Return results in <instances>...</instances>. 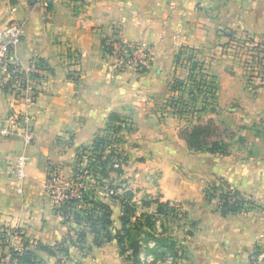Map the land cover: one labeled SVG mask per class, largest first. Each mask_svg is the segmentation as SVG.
<instances>
[{"label":"crops","instance_id":"0c3cea01","mask_svg":"<svg viewBox=\"0 0 264 264\" xmlns=\"http://www.w3.org/2000/svg\"><path fill=\"white\" fill-rule=\"evenodd\" d=\"M12 20L22 24L17 58L24 66L31 59L44 66L29 109L35 140L26 145L0 136V229H19L23 237L13 249L26 242L44 264H134L119 254L115 242L84 255L70 246L68 255L39 248L63 241L69 231L45 191L46 165L68 172L75 151L117 123L116 147L130 160L141 158L147 170L157 169L159 200L179 207L180 219L169 229L183 250L177 264H264V84L248 107L245 98L232 113L221 107L220 121L237 128L232 139L223 137L227 155L190 150L182 132L195 123L196 114L177 115L167 105L177 96L170 82L187 75L186 61L178 63L177 55L190 53L203 63L221 95L228 84L239 82L224 69L226 31L264 41V0H0V29ZM112 36L148 46L147 68L116 69L104 48L105 38ZM8 112L0 89V120ZM246 119L258 129L246 130ZM20 153L28 162L19 193L12 169ZM219 181L254 206L221 216L205 193L209 183ZM8 250L0 245V252Z\"/></svg>","mask_w":264,"mask_h":264},{"label":"trees","instance_id":"16d2710c","mask_svg":"<svg viewBox=\"0 0 264 264\" xmlns=\"http://www.w3.org/2000/svg\"><path fill=\"white\" fill-rule=\"evenodd\" d=\"M229 39L231 33L226 34ZM105 44V41H104ZM255 47H258L256 45ZM105 51L107 46H104ZM257 49V48H256ZM255 49V50H256ZM257 54L264 55V49L256 50ZM180 55H177L176 61L179 63ZM186 69L187 75L185 78H174L170 82V90L176 92V97H170L167 100V105L172 109L174 114L184 115L187 113L196 114V122L190 128L185 129L182 132L187 147L192 151H201L210 154L227 155L228 143L223 138L215 136L216 128H210L208 120L206 123H202L200 120L204 104V99L201 101L202 106L195 107L197 98L201 95H211L215 90L217 91V84L215 77L209 74L203 66V63L196 60L190 53L186 57ZM182 63V62H180ZM188 99H186V96ZM200 103V102H199ZM110 120H116V115L111 114ZM119 125L117 123H110L106 126L105 130L96 134L90 144V165L94 166L91 171L95 172V175L99 177L108 178L110 172H120L116 170L115 166H121L115 159H120L119 148L112 147V139L114 137V143L119 139ZM111 145V146H110ZM89 171V172H91ZM76 175L72 177H77ZM229 186L221 181L220 185L212 184L213 191L217 189L221 190L218 196L219 200V212L221 216L227 214H233L237 212H243L254 206V201L250 198L243 197L236 189L224 190L223 188ZM70 190L67 192V196L70 194ZM91 190L85 191L81 198H70L60 204V207L55 209V212L63 218V223L67 225L69 231L64 240L54 244L53 246L39 245V248L49 252L53 250L62 251L64 254H69V246L75 247L82 254H86L92 247H100L105 243L115 242L119 249V254L123 256L125 260L137 264L139 259L138 255L143 248L142 242H140L141 234H145V237L149 240H153L157 244L156 254L163 258L166 255V251L172 254L174 261L172 264H177V260L182 256V251L179 245L169 235V228L163 226L161 232H156L155 222L158 217H163L167 223L170 221H177L180 217V211L178 206L170 203L169 201L153 200L152 203L156 204L155 211L142 212L139 216H134V204L132 201L133 194L126 191L125 194H113L112 200L118 201L120 205V214L118 217L119 227L115 226L113 221V213L111 205L103 200H97L94 192ZM209 196V195H208ZM85 200V207L73 212L71 218L69 217V211L72 209L71 205L74 203ZM144 205H148L146 202ZM69 207V208H68ZM136 207V206H135ZM76 210V209H75ZM134 218V219H132ZM69 219H72L70 221ZM170 220V221H169ZM76 227V228H75ZM22 237V235H21ZM23 238V237H22ZM5 236L0 232V245L6 246L7 242ZM87 242V244L85 243ZM157 250H159L157 252ZM9 251L12 254H16L17 251L9 247ZM181 252V253H179ZM260 251H256L254 254H259ZM180 254V255H179ZM2 254L0 253V260ZM18 259L21 264H44L37 258V256L27 248L26 242L21 247V253L18 255Z\"/></svg>","mask_w":264,"mask_h":264},{"label":"rangeland","instance_id":"374dc122","mask_svg":"<svg viewBox=\"0 0 264 264\" xmlns=\"http://www.w3.org/2000/svg\"><path fill=\"white\" fill-rule=\"evenodd\" d=\"M230 33L231 38L229 39L228 37V42L222 46L225 56L229 57V63L228 65L224 66V69L233 72L235 74V80L239 82H235V84H228L229 87H226L223 95L219 94L216 90L213 93V96L201 95L197 98L195 104V107L199 108L202 106L201 104L204 103L205 99L206 104L203 105L205 106V109H203L200 120L203 121L202 123H206L208 120H210L208 121L210 123V128H216L214 132V134H216L215 136H219L220 138L225 137L226 140H230L232 137L237 135V128L229 127L220 121L222 115L221 107L223 108L222 110L230 111V113H232V109L236 110L238 101L242 98H245L247 106V104H249L254 98L255 89L259 86H262L261 84H264V55L256 53L258 48L264 49V41L255 39V37L251 36V34L238 30L235 32L226 31V34ZM256 45H258V47H255ZM187 56H189V53H185L184 56L180 57L179 62L182 61L183 63ZM218 70L221 71V69ZM242 81H244L245 84H242ZM186 99H188L187 96ZM201 101H203V103H201ZM192 117L194 118V116ZM194 120L195 122L197 121L195 118ZM246 120V124L244 125L246 130L252 131L258 129L256 128L258 125L255 122L248 119ZM111 139L112 147L114 146L115 148L116 144L113 141H115L117 137L115 139L114 137H111ZM119 151H121L120 159L115 160L118 164L120 163L121 166L116 165L115 169H120L121 171L110 172L108 178L99 177L98 175H95L94 171H91L94 166L90 165V144L82 146L80 149L75 151L73 166L68 172L65 170V168H60L57 164H47L45 168L44 179L45 191L52 198V191H56L58 188H60V186H67L66 180H72L73 184L71 185V183H69L71 185L70 194L63 199L62 203L68 200L70 196H73L74 198H81L85 191L91 190L90 192H94L97 200H103L111 205L113 221L117 224H119L118 217L120 214V205L118 201L111 199L110 196L113 194L123 195L126 191L133 194V199L131 202L134 204V216H139L142 212H154L156 204L152 203V201H160L159 190L157 188V169H153L154 167H151V170L149 171L143 167V163L146 162H141V158L130 160L129 154L126 151L121 149H119ZM75 172H78V174L77 177L74 178L72 176L76 175ZM142 182H146L145 187H141ZM220 183V181L218 183L211 182L207 185V187H205L207 198L214 201L217 208H219L218 196L221 193V190L217 189L216 191H213L211 186L212 184H216L217 186L220 185ZM223 189L230 190L231 188L229 186L228 188L224 187ZM147 191H149V193H147ZM146 202H148L149 206L144 205ZM85 204V200H81L78 202V204H72V209H70L68 213L69 217L71 218L73 212L77 211L78 209L84 208ZM59 207L60 204L54 203L55 209ZM69 220L72 221V219ZM174 222L175 221H170L167 223L163 217H158L155 222L156 232H161L162 225L171 229V224ZM139 239L140 242H142L143 248L139 252V261L137 264H147L145 262H148V264L173 263L174 258H172V254L168 251H166V255L163 258L157 256L155 252L157 244H155L153 240L147 239L145 234H141ZM85 243L87 244V242ZM158 251L159 250H157V252Z\"/></svg>","mask_w":264,"mask_h":264},{"label":"built area","instance_id":"2783aa9c","mask_svg":"<svg viewBox=\"0 0 264 264\" xmlns=\"http://www.w3.org/2000/svg\"><path fill=\"white\" fill-rule=\"evenodd\" d=\"M21 36L22 24L14 20L0 29V89L6 95L9 104V112L4 119L0 120V136L17 137L24 144L30 145L35 140V134L34 120L29 109L34 104L40 89L44 66L38 59H31L24 66L17 58L16 47ZM105 45L107 53L114 60V67L119 70L123 68L144 70L152 58L151 50L146 45L121 42L113 36L105 39ZM27 162V156L20 153L13 164L12 173L17 182L15 189L19 193L22 191ZM69 183L72 185L73 181L66 180L67 186H60L56 191H52L54 203H62L68 190L71 189ZM0 232L6 238V248L13 247L15 241L22 239L21 232L16 228H2ZM13 250L17 253L12 254L9 250L0 252L2 254L0 264H21L18 259L21 249ZM145 263L148 264V262Z\"/></svg>","mask_w":264,"mask_h":264}]
</instances>
